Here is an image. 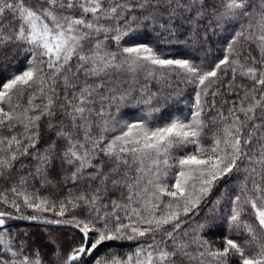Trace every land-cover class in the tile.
Here are the masks:
<instances>
[{"label": "snow or ice", "instance_id": "1", "mask_svg": "<svg viewBox=\"0 0 264 264\" xmlns=\"http://www.w3.org/2000/svg\"><path fill=\"white\" fill-rule=\"evenodd\" d=\"M141 27L156 43L125 46ZM180 43L203 55L161 48ZM157 74L191 86L189 114L163 117ZM0 264H264V0H0Z\"/></svg>", "mask_w": 264, "mask_h": 264}, {"label": "trees", "instance_id": "2", "mask_svg": "<svg viewBox=\"0 0 264 264\" xmlns=\"http://www.w3.org/2000/svg\"><path fill=\"white\" fill-rule=\"evenodd\" d=\"M254 5L260 3V0H253ZM135 27V26H134ZM217 39V47L220 46L219 38ZM156 43V34L152 32L151 28L144 29L139 28L135 31L133 39L126 44L125 46H134L135 43ZM123 43V42H122ZM162 50L166 55L180 57L181 55H187L190 57H198L202 56L203 53L196 52L190 46H185L183 43L180 44H167L161 45ZM219 55V53H216ZM15 64L16 62L13 61ZM20 68H23V62H20L18 65ZM13 71L16 69L13 68ZM139 83L143 85L145 83L143 75H141ZM135 87V86H134ZM147 87L151 89L152 92H156L159 89L164 90V95H169L172 93L173 96L167 102L163 99L161 100V104L166 103V108L163 112V117L167 118L169 116H182L189 114V107L192 100V88L190 85H186L180 82L177 79L169 78L167 81L161 79L159 74L155 79L149 78L147 81ZM175 93H179V96L174 95ZM142 109L136 107L134 105H128L126 107L121 108V113L118 114L122 116L123 119L128 121H133L139 118L142 114ZM188 150H194L192 146H189ZM55 177V173H53V178ZM240 177H235L229 181H222L221 184L217 189L213 190V195L211 197L212 200H216L220 197H224L221 200V204L223 205V211L220 208H217V212L214 215L212 220H209L210 224L213 226L210 230L205 229V236L204 238L215 248H221L223 246V242L225 237H231L237 235L236 232H230L228 230L227 223L223 222V217L227 212L229 205L225 202L227 200V193L232 192L235 189L237 182L239 181ZM171 181V177H169L168 182ZM212 207V205H208L204 207L198 216L191 217V220L194 223L196 222H203L204 218L208 212V208ZM16 226L21 231H31L33 237L36 239L37 244L42 245L46 239L44 232L42 231V226L34 224V223H26L23 221H17ZM51 230L57 231V234L64 233L63 240L65 244L71 237L72 229L71 228H62L57 229V226H52ZM135 244L134 242L122 241V242H108L105 246L101 247L99 251L96 253L97 256L104 255L108 252H113L117 255H124L127 252L132 251ZM47 251H51L50 248L46 249Z\"/></svg>", "mask_w": 264, "mask_h": 264}, {"label": "water", "instance_id": "3", "mask_svg": "<svg viewBox=\"0 0 264 264\" xmlns=\"http://www.w3.org/2000/svg\"><path fill=\"white\" fill-rule=\"evenodd\" d=\"M20 221H23V222H26V223H32V222H29V221H24V220H20ZM35 224V223H34Z\"/></svg>", "mask_w": 264, "mask_h": 264}, {"label": "rangeland", "instance_id": "4", "mask_svg": "<svg viewBox=\"0 0 264 264\" xmlns=\"http://www.w3.org/2000/svg\"><path fill=\"white\" fill-rule=\"evenodd\" d=\"M170 182H171V181H170ZM170 182H169V183H170Z\"/></svg>", "mask_w": 264, "mask_h": 264}]
</instances>
